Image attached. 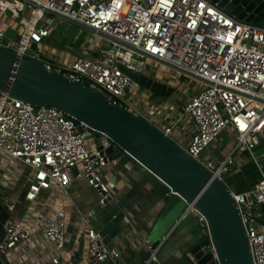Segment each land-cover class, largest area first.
I'll return each instance as SVG.
<instances>
[{"label":"built area","instance_id":"1","mask_svg":"<svg viewBox=\"0 0 264 264\" xmlns=\"http://www.w3.org/2000/svg\"><path fill=\"white\" fill-rule=\"evenodd\" d=\"M25 10L29 11V21L21 18ZM46 11L92 30L96 41L92 55H78L56 69L41 62L36 52L26 56L33 45L50 36L52 19H46ZM7 15L18 19L23 28L15 38L0 31V46L88 86L136 116L124 96L137 84L123 69L150 78L151 68L159 65L140 53L207 81L210 85L200 83L201 89L183 106V115L193 122L194 132L188 145L181 148L223 182L235 166L234 156L254 155L253 150L264 141V25L237 20L210 0H0V27ZM39 22L43 24L37 26ZM173 128L160 131L171 138ZM224 132L233 141L230 152L222 160L203 161L205 152ZM111 146L106 135L81 122L76 125L63 111L35 107L0 91V154L29 170L25 199L34 202L49 187L58 194L57 209L39 221L38 229L53 243L57 254L46 264H64L58 256L66 241V202L73 180L86 182L97 193L99 206L105 207L111 200L104 179ZM232 196L252 262L264 264V173L252 189ZM7 211L11 213L13 208L7 207ZM190 217L208 237L206 220L194 203L185 204L179 221ZM82 222L87 264H116L119 252L102 245L90 216H83ZM33 231L22 222L7 221L0 238V256L29 241ZM169 236L149 250L144 264L156 261ZM208 250L217 262L211 243Z\"/></svg>","mask_w":264,"mask_h":264},{"label":"crops","instance_id":"2","mask_svg":"<svg viewBox=\"0 0 264 264\" xmlns=\"http://www.w3.org/2000/svg\"><path fill=\"white\" fill-rule=\"evenodd\" d=\"M21 16L27 21L30 20L27 10L22 11ZM45 17L48 19V15ZM13 20L7 15L1 22L9 26V31L16 36L17 31L22 30L23 27L19 25L17 19L15 20L17 24ZM41 24L43 22L37 23V26ZM51 36L52 29L50 36L41 44L33 45L30 51L32 54L35 52L40 54L41 62L49 64L53 69L72 62L78 55H92L93 44L88 47L83 45L80 54L73 55L51 48L48 45ZM148 76L173 88V95L169 98H158L154 103L151 101L153 95L145 90L146 102H136L137 97L134 94L137 86H135L132 90L126 91L125 100L139 117L148 120L158 129L173 125L172 140L185 148L194 132V126L193 122L183 115L182 109L185 103L201 89V84L192 79L190 85L181 84L177 78H172L169 74L164 76L155 71L150 72ZM184 88L191 92L190 97L184 99L185 102L180 98L183 96ZM227 136L230 139L227 146L225 148L211 146L203 155L204 161L222 160L230 152L233 141L229 134ZM234 161L235 166L225 177L224 184L232 193L240 194L252 189L263 173L259 170V162L254 155L238 154L234 156ZM29 176L30 172L25 166L0 154V206L13 208L8 222H22L34 230L29 241L9 255L0 256V264H46L57 255L53 243L48 241L38 229L39 221L57 209L59 205L57 191L49 187L40 193L37 200L28 202L25 194ZM104 179L112 193V198L105 207L99 206L97 193L86 182L73 180L68 187L66 202L68 224L66 241L58 256L60 262L87 264L86 228L82 222V217L85 215L90 216L91 226L99 236L102 228L107 223L109 225L112 223L106 218L110 212H113L112 218L116 216L119 219L118 225L113 228L115 233L111 237L103 235L100 239L102 245L119 252L120 257L116 264H144L149 256V250L168 235L169 238L162 243L153 264H184L181 258L182 250L191 241L192 236H196L197 231H201V235L206 236L204 230L199 229L195 218L179 221L185 205L173 201L169 206L164 200L165 197H172L167 186L124 152L110 161L105 169ZM113 230L110 232L113 233ZM105 239L107 244H103Z\"/></svg>","mask_w":264,"mask_h":264},{"label":"water","instance_id":"3","mask_svg":"<svg viewBox=\"0 0 264 264\" xmlns=\"http://www.w3.org/2000/svg\"><path fill=\"white\" fill-rule=\"evenodd\" d=\"M237 20L264 25V0H210ZM31 5V4H29ZM35 7L34 5H31ZM48 16L75 25L89 33L92 30L71 20L45 12ZM100 37H104L98 34ZM164 68L175 71L198 83L207 81L185 71L140 53ZM136 84L151 95L162 99L173 95L174 89L146 76H138L123 69ZM0 91L9 98L20 100L35 107H51L63 111L75 119L76 125L83 123L90 129L106 135L113 143L108 150L109 161L122 152L136 160L147 171L161 181L173 193L165 197L172 202L194 203L195 209L205 218L208 237L197 231L182 250L184 264H253L249 242L243 221L232 192L223 181L165 136L148 120L131 111L108 102L99 92L88 86L72 82L50 71L45 64L19 57L0 46ZM264 173V141L253 150ZM110 212L106 216L112 223L102 228L100 237L115 233L118 218ZM7 207L0 206V238L4 224L9 220ZM115 225V226H114ZM199 229H201L199 227ZM113 230V233L110 231ZM215 249L217 262L212 260L209 244ZM107 244V239L103 241ZM155 244L153 247H156Z\"/></svg>","mask_w":264,"mask_h":264},{"label":"rangeland","instance_id":"4","mask_svg":"<svg viewBox=\"0 0 264 264\" xmlns=\"http://www.w3.org/2000/svg\"><path fill=\"white\" fill-rule=\"evenodd\" d=\"M22 6V5H20ZM28 17V14L26 15V18ZM10 18V17H9ZM13 18V17H12ZM51 18L52 19V23H51V29H52V36L50 37V39L48 40V45L51 48H55L59 51L64 52L65 54H80L81 50L83 49V45H85L86 47L90 46L91 44H94L96 41L95 39L92 37V34L75 26L72 25L68 22H64L61 21L57 18L48 16V19ZM14 22L17 24V22L15 21L16 18H13ZM18 20V19H17ZM9 26L2 24L0 27V31H2L3 33H5L8 37L10 38H15V34H13L11 31H9ZM30 54H32V52L29 50L26 53V56H30ZM152 64V62H151ZM154 65V64H152ZM150 71H155V72H159L161 75H167L169 74L172 78H177L179 83H186L189 84L192 83L191 79L184 76V75H180L178 73H176L175 71H170L166 68H164L163 66L160 65H155L153 66V68H151ZM186 84L184 86H186ZM185 89V88H184ZM144 89L139 87L137 85V90L135 92V96L137 97V99L135 100L136 102H146V94L144 93ZM147 93V92H146ZM182 95L180 98L183 102H185V98L190 97L191 92H188L187 89H185L184 92H182ZM157 97L153 96L151 98V101L156 103L157 102ZM187 100V99H186ZM228 133H223L217 140L216 142H214V144L212 146H220V148H225L227 146V144L229 143V138L227 136ZM204 161V160H203ZM227 175H225L226 177ZM224 177V179H225Z\"/></svg>","mask_w":264,"mask_h":264}]
</instances>
